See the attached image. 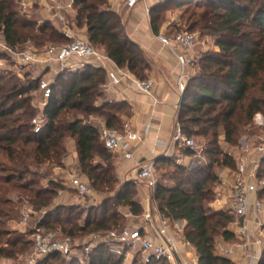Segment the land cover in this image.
Masks as SVG:
<instances>
[{
	"label": "trees",
	"instance_id": "trees-1",
	"mask_svg": "<svg viewBox=\"0 0 264 264\" xmlns=\"http://www.w3.org/2000/svg\"><path fill=\"white\" fill-rule=\"evenodd\" d=\"M18 1L0 0V30L8 50L23 52L31 45L42 52L69 43L51 21L38 24L21 15ZM194 1L179 2L189 7ZM162 8L150 12L156 36L162 28L157 13ZM74 9L67 17L70 25L84 29L90 44L116 69L140 81L150 80L151 65L144 50L129 38L109 0H75ZM197 9L200 12L189 17L190 30L178 33L198 30L213 38L215 49L199 58V71L187 82L176 120L188 139L204 140V161L193 167L178 164L173 157L156 161V173L159 166L174 165V171L168 177L172 183L158 182L152 198L160 216L170 224L187 223L183 238L196 250L198 264H232L217 256L216 248L220 239L234 240L231 226L235 218L212 211L210 204L221 183L220 173L237 169L224 146L236 147L242 130L252 127L257 115L264 116V0H205ZM1 57L10 61L8 53ZM41 80L0 70V264H22L33 252V226L75 243L120 232L128 226L124 212L135 217L144 213L137 182L120 184L113 153L103 144L99 127L89 122L98 117L109 129L122 132L125 119L132 117L127 103L107 101L108 72L90 64L77 71L66 69L52 82V96L42 110L33 97ZM40 114L44 124L35 134L32 120ZM70 140L76 144L81 175L100 197V203L84 210L79 205L55 203L65 187L51 172L54 167H65ZM179 152L184 157L195 156L189 148ZM258 178L264 180V170ZM259 198L264 200V189ZM24 207L34 211L26 234L8 227L11 220L22 216ZM97 245L91 264H124L107 244L98 241ZM38 264L80 263L76 258L68 261L53 255ZM131 264L144 263L137 257ZM258 264H264V251Z\"/></svg>",
	"mask_w": 264,
	"mask_h": 264
},
{
	"label": "built area",
	"instance_id": "built-area-1",
	"mask_svg": "<svg viewBox=\"0 0 264 264\" xmlns=\"http://www.w3.org/2000/svg\"><path fill=\"white\" fill-rule=\"evenodd\" d=\"M142 1L124 0L123 4L128 10H133ZM74 3L75 0H19L21 15L29 14L34 10L42 12L63 33L69 43L61 46L52 45L42 54L31 45H28L23 52H13L8 50L0 30V70L6 62L1 57L3 53H8V59L15 65H28L37 62H46L48 65L50 62H56L65 67L70 61L78 59L83 62L81 67L90 64L105 69L109 74L111 86H119L123 79H127L132 81L131 86L134 90L152 96L154 81H140L124 69L109 71L107 68V64L110 63L108 58L98 52L87 38L77 35V30L70 25L67 18L69 14H73L75 11ZM156 39L164 47L169 48L177 59L181 70L178 90L182 96L186 90L187 82L190 80L188 72L196 65L194 52L197 36L188 32L177 33L170 37L159 33ZM41 56H44V59ZM51 84L45 79L40 82L38 106L41 110L46 107L52 96ZM96 122L100 129V138L106 149L113 154H119L126 160L132 159L133 147L135 143L141 140V136L133 132L128 124L124 125L122 132H118L109 129L103 120L99 119ZM43 124V114L32 120L35 134L41 132ZM174 141L180 148L191 149L190 142L183 134L181 125L177 120L174 125ZM251 155L249 158L236 161L237 169L230 193L225 201L216 200V204H218L219 210L234 216L235 222L232 224L234 237L244 242L253 240V244L261 249L264 246V201L259 196L264 189V180L258 178L257 169L259 162L264 159V141L254 149ZM232 156L234 157V155ZM253 156L257 158V161L252 162ZM137 168L136 179L148 189L151 208L141 217H135L129 211L124 212L123 215L126 219L138 222H132V225L125 227L120 232H110L101 239L99 236H93L88 244L84 245L73 243L70 239H61L55 232H45L40 227L33 226L34 248L33 253L27 257L26 264H38V262L53 255H59L68 261L76 258L80 264H91V254L98 246V241L107 244L109 251L117 258L122 259L124 264H131L137 257H140L144 264H160L162 262L178 264L177 253L181 243L175 236L171 235L170 222L160 216L152 198L158 184L155 161L141 163ZM62 185L73 189L81 198H87L89 201L97 203L100 201V197L94 193L89 183L79 176L71 177ZM33 214L34 211L31 208L24 207L20 221L23 229L30 228ZM251 215L254 218L252 222L249 219ZM179 232L183 233L184 230L181 229ZM183 244L190 246L185 241ZM219 252L224 258L230 255V251L226 249H219ZM260 258L261 253L252 257L251 264L257 263ZM193 264L198 263L196 261Z\"/></svg>",
	"mask_w": 264,
	"mask_h": 264
},
{
	"label": "crops",
	"instance_id": "crops-1",
	"mask_svg": "<svg viewBox=\"0 0 264 264\" xmlns=\"http://www.w3.org/2000/svg\"><path fill=\"white\" fill-rule=\"evenodd\" d=\"M123 1L109 0V3L111 7L115 6L112 9L120 15L129 38L144 50L151 65L149 79L155 83L154 93L152 96L140 93L132 88L131 80L123 79L119 86H111L109 82L105 95L108 102H125L130 106L132 117L125 119V124H128L133 132L141 136V140L135 143L133 147L132 159L126 160L119 154H113V161L117 178L121 185L126 181L137 182L136 190L145 213L151 208L149 191L143 183L137 181V167L141 163L156 162L159 159L178 156L180 146L174 141V125L181 104V94L178 90L181 70L172 51L157 41L151 26V10L162 5L167 0H143L133 10L125 8ZM45 19L48 20L47 16ZM79 36L87 38L86 33ZM82 63L81 60L75 59L70 61L65 67L56 62H50L48 67L49 70H55V74L59 75L63 69L79 70ZM107 68L109 71L116 70V67L111 63L107 64ZM196 74L191 69L189 70L190 78ZM68 146L69 155L64 162L66 168L61 170L62 175H60V178L63 181H69L71 177L79 176L84 180L81 172L78 169L79 172L75 171L78 161L75 141L70 140ZM187 160H189L188 157H183L182 163L186 164ZM234 178L235 172L232 173L229 169H225L220 173L221 183L215 190L218 195L216 200L223 202L227 199L234 183ZM142 194L146 195L145 198H142ZM214 207H218L216 201ZM152 208L154 210V207ZM249 219L252 222L254 218L251 215ZM131 222L138 221L134 220ZM186 227V222L170 224L171 235L175 236L178 242L181 243L177 253L178 264H193L197 261L196 250L191 245L186 246L183 244L184 232H179L181 229L185 231ZM233 230L234 227L232 225L231 231L233 232ZM253 243V240L244 242L234 238L233 241L227 242L220 239L217 243L216 255L221 257L219 249H226L230 251L227 259L232 264H251V258L260 253L262 256L264 251V246L260 249ZM258 263L259 261L255 264Z\"/></svg>",
	"mask_w": 264,
	"mask_h": 264
},
{
	"label": "rangeland",
	"instance_id": "rangeland-1",
	"mask_svg": "<svg viewBox=\"0 0 264 264\" xmlns=\"http://www.w3.org/2000/svg\"><path fill=\"white\" fill-rule=\"evenodd\" d=\"M173 1H175V4L170 2V0H167L165 3L160 5V6H163V8L157 12L161 17V23H162V28H161L160 33H163L165 36H169V37L175 33L181 32V31H189L190 30L189 28L192 25V22L189 21L190 15L193 14L194 12H197V11L200 12V10L197 9V5H203L205 3V0H195L194 4H192L191 6L188 7L187 5L181 4L179 2L180 0H173ZM23 16L28 17L30 20H32L38 24H42L44 21H46V19H45L46 16L42 12L37 11V10H34L29 14H23ZM75 29L77 30V35H84L85 34L84 29H77L76 27H75ZM192 33L197 36V44L195 47L196 65L194 67H192L191 70L194 71V73H198L199 68L197 67V65H198L199 58L202 56L203 53L215 49L214 40H213V38H211L209 36H206V35L203 36L202 33H200L198 30H194ZM42 53H44V51L40 52V54H42ZM41 58L44 59V56L43 57L41 56ZM9 63H10V65H8ZM46 64H47L46 62H43V63L37 62L35 64H28V65H15L12 61H6V62H4L3 68L10 70L11 72L15 73L16 75H18L22 79H24L27 75H29L31 78L42 77V79H45L46 81H49L52 83L55 81V78L58 75L55 74L56 73L55 70H49V67H48L49 64L48 65H46ZM60 68L62 69L61 66H60ZM65 70L66 69H63L61 71V73L65 72ZM188 76H190L189 72H188ZM33 97L35 99L34 103L37 104L40 101V94H38V92H36L33 94ZM38 116L39 115L35 116V118ZM98 119H100V118L91 117L89 119V122L97 125L96 120H98ZM253 123L254 124L252 127L251 126L245 127L242 130V132L240 134L238 145L236 147H232V148L230 147L229 148L228 146H224L225 151L234 155V158L237 162L241 161L244 158H249L250 156H252L251 154L253 153L254 149L257 146H259V144L262 141H264V116L257 115ZM188 140L190 142L191 150L195 153V156L188 157L189 160H187L186 164L182 163L184 156L180 152L178 153L177 157H173V158L177 159L178 164H185V165H187V167H193V166L198 165L201 162L203 163V161H204L203 160V150H204L203 147L205 144H204V140L201 138H192V139H188ZM69 142H68V145H69ZM221 142H222V140H221ZM169 158H172V157H169ZM255 160L257 161V158H255V156H253L252 162H254ZM64 168H66V167H64ZM75 168H76L75 169L76 172H79V171L81 172L78 161H77V165ZM61 170H63V168L54 167L52 172H51V177L54 179H57L58 181L66 182V180L63 181L60 178V175H62ZM263 170H264V159L259 162L257 174H259ZM173 171H174V165H171L170 167H168V166L167 167H163V166L160 167L159 166L157 168L158 182L164 183L167 185L171 184L172 181H170L168 177L171 175V173ZM231 171H232V173L235 172L233 170H231ZM84 181H85V179H84ZM43 185L46 186L47 182H43ZM215 193H216V191H215ZM145 196L146 195L142 194V198H145ZM217 197H218V195L216 193V198ZM216 198H215L214 202H212L210 204L211 210L215 211V212L221 211V210H219L218 207H217L218 209L216 207H214V203L216 201ZM138 199L140 200L139 195H138ZM55 203L58 205H64V204H66V205H79L82 207V210H84L87 207L96 205L100 202H98V203L92 202V201H89V199H87V198H85V199L81 198L80 196H78L76 194V192L73 189L65 187V190H61L59 192L58 197L55 199ZM21 219H22V216L18 219L16 218L14 220H11L8 223V227L12 231H17L19 233L26 234L30 228L23 229V226H21V224H20ZM132 224L133 223L129 219H126V225L130 226ZM91 238L92 237H89L82 242L76 241L75 243L79 244V245L88 244V242ZM32 253H30L28 256H30ZM27 257L23 258L22 264H26ZM128 264H130V263H128Z\"/></svg>",
	"mask_w": 264,
	"mask_h": 264
}]
</instances>
